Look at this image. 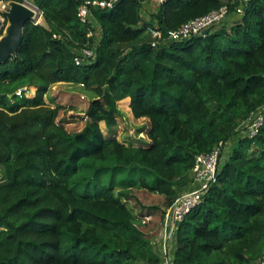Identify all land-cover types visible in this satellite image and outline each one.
<instances>
[{"label":"trees","instance_id":"1","mask_svg":"<svg viewBox=\"0 0 264 264\" xmlns=\"http://www.w3.org/2000/svg\"><path fill=\"white\" fill-rule=\"evenodd\" d=\"M10 1L30 0L0 3ZM32 1L45 24L28 22L17 57L0 65V264H161L148 225L165 221L193 189L197 157L215 151L217 180L179 225L173 264H264V125L242 134L264 106V0L242 15L231 6L207 35L156 47L148 28L167 36L227 0H165L149 11L148 0H120L85 25L77 15L87 0ZM85 47L94 58L78 66ZM60 83L96 95L79 132L45 101ZM128 98L134 118L149 122L141 146L102 129L113 132Z\"/></svg>","mask_w":264,"mask_h":264},{"label":"built area","instance_id":"2","mask_svg":"<svg viewBox=\"0 0 264 264\" xmlns=\"http://www.w3.org/2000/svg\"><path fill=\"white\" fill-rule=\"evenodd\" d=\"M120 0H87L78 9V19L81 24H88L90 22L91 14L94 9H113ZM157 4L163 3L165 0H154ZM251 0H227L218 10H214L204 16L190 20L183 24L178 29L169 31L165 36L162 31L157 28H148L147 33L152 39V46L156 47L158 44L169 41H182L193 36L202 35L204 31L210 30L213 27L224 22L231 15V6H235V13L242 15L245 6ZM2 9L8 10L6 4L0 6V37L2 29L5 28L6 17L2 14ZM37 9L39 18L34 19L36 25H42L43 14ZM4 16V17H3ZM44 21V20H43ZM92 32L89 36H92ZM94 58V48H82L77 51L74 61L76 65H81L86 60ZM29 92L26 88L20 89L16 94L19 97L27 95ZM264 125V106L253 112L251 118L244 124L242 134L249 138H254L258 135L260 129ZM220 153L215 151L211 154H201L197 157L195 167L193 169V186L190 191L182 193L177 198L174 205L167 210L164 231L166 236L175 239L176 231L179 225L184 221L196 207H198L204 196L210 190L211 186L217 180L218 164ZM136 223L138 227H145L152 221V216H145ZM166 252V250H165ZM161 264H173V256L167 253Z\"/></svg>","mask_w":264,"mask_h":264},{"label":"rangeland","instance_id":"3","mask_svg":"<svg viewBox=\"0 0 264 264\" xmlns=\"http://www.w3.org/2000/svg\"><path fill=\"white\" fill-rule=\"evenodd\" d=\"M7 3H0V6L4 4L7 5ZM24 3L37 12V9L34 6L32 0L26 1ZM41 23L45 24L43 19ZM34 93L35 91L31 90L30 94L33 95ZM95 98L96 95L94 93L86 90L81 85L60 83L50 87L48 93L45 96V101L52 108H62L58 120H63L65 122V127L70 133H76L81 131L85 127L87 120L85 113L89 107L90 101ZM119 108L121 110V117L118 118V123L114 127L113 132L110 133L104 125L102 126L105 135L108 136L110 134H113L118 141L129 147L141 146L142 140L147 142L148 138L146 137V133L149 128L148 120L135 119L131 113V110L124 102L119 103ZM230 144L231 141L228 142L225 146L223 157L227 156L230 150ZM2 180L3 174L0 167V183ZM192 188H194V186H192ZM139 198L143 201V204L150 206L160 203L159 198L145 195L143 193H139ZM163 237L167 239V244L165 245L168 246L166 248L168 251V249L170 248V243H174L173 238L166 237L164 233ZM161 242L162 241H160L158 245H160Z\"/></svg>","mask_w":264,"mask_h":264},{"label":"water","instance_id":"4","mask_svg":"<svg viewBox=\"0 0 264 264\" xmlns=\"http://www.w3.org/2000/svg\"><path fill=\"white\" fill-rule=\"evenodd\" d=\"M7 7L8 10L2 9L1 11L7 23L0 37V65L17 57L18 50L23 44L26 24L39 18V14L25 3L10 1ZM208 33L209 30H206L202 35Z\"/></svg>","mask_w":264,"mask_h":264},{"label":"crops","instance_id":"5","mask_svg":"<svg viewBox=\"0 0 264 264\" xmlns=\"http://www.w3.org/2000/svg\"><path fill=\"white\" fill-rule=\"evenodd\" d=\"M155 3L156 2L154 0L146 1L145 6L147 7L146 8L147 11H149L148 8H150V5L153 7ZM123 102L125 104H127L128 108H129L130 99L129 98L125 99L124 101H122V103ZM148 226H149V228L146 231H147V233H150L153 235L152 241L154 242L156 252L160 255L162 261H163L164 257L167 255V253L170 254L171 256H173L175 253L174 252V243L173 242L170 243V248L168 249V251L166 249L168 246L165 245V244H167V242H166L167 239L165 237H163V233H164V235H166V231H164V221H162L161 218H159V217H155L154 221ZM160 241H162V242L160 245H158V243H160ZM165 250H166V252H165Z\"/></svg>","mask_w":264,"mask_h":264}]
</instances>
